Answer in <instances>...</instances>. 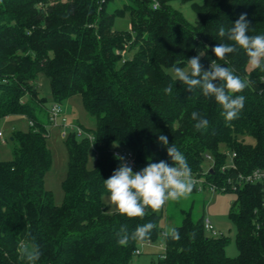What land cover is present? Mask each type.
Segmentation results:
<instances>
[{
    "label": "trees",
    "instance_id": "obj_1",
    "mask_svg": "<svg viewBox=\"0 0 264 264\" xmlns=\"http://www.w3.org/2000/svg\"><path fill=\"white\" fill-rule=\"evenodd\" d=\"M153 1L0 0V119L18 114L32 122L12 130V158L0 159V264H133L139 243L159 235L157 264H264L261 183L223 192L236 196L228 212L234 257L225 251L228 238L207 235L203 214L184 212L168 233L159 226L175 171L221 185L264 169V0H181L191 3L193 23L173 0ZM188 66L182 76L166 70ZM40 74L51 103L79 94L95 122L93 130L73 122L92 143L75 132L64 139L59 205L44 186L52 155ZM116 150L130 151L135 168ZM224 150L236 153L235 170L222 171ZM206 154L214 163L205 172ZM129 169L157 199L136 194L109 212L103 197L120 193L119 182L136 183ZM146 170L155 177L145 179ZM179 182L186 181L169 185Z\"/></svg>",
    "mask_w": 264,
    "mask_h": 264
},
{
    "label": "rangeland",
    "instance_id": "obj_2",
    "mask_svg": "<svg viewBox=\"0 0 264 264\" xmlns=\"http://www.w3.org/2000/svg\"><path fill=\"white\" fill-rule=\"evenodd\" d=\"M197 1L202 2V0ZM171 5L180 10L188 21L193 23L197 19V15L192 10L190 2L173 0L171 1ZM116 24L119 27L129 26L124 19H117ZM127 55H130V52ZM258 59L259 55L249 62L248 68H253L257 64ZM188 69L189 66L178 71H174L173 69L166 70L172 76H182L188 71ZM36 84L38 86L39 96L46 98L44 107L48 108L51 104V95L47 76L43 74L38 75ZM62 108L69 121L76 122L85 129L93 130L95 128L94 119L86 112L79 94L69 97L62 104ZM43 120L46 122L47 119L43 116ZM27 126L28 122L22 115L13 114L0 119V131L3 134V136L0 137V159L12 158V145L11 142L8 141L12 130H25ZM47 129L48 135L46 143L52 155V162L49 170L45 174L44 186L51 191L54 203L59 205L62 203L64 197L62 181L67 172L68 152L64 139H62L59 134V130L49 126ZM2 138H5V143L1 142ZM245 141L253 143L254 139L250 136H245ZM94 163V155L89 154V160L87 163L88 167L92 168ZM127 173L136 183L119 182L118 188L120 193L115 195H105L103 197V201L109 212L118 211L123 205L134 198L136 194L143 199H157V194L145 184L138 172L129 169ZM167 185L170 186L168 182ZM188 186V182H179L177 192L175 191L168 194L166 203L163 205L166 210H163V216L159 222V226L163 233L171 232L175 225L180 224L185 215L184 212H190L191 217L194 219L203 214L211 221L216 232H220L221 235L228 238L225 247L226 254L230 257L236 256L238 250L234 240L235 228L228 217V212L236 198L235 194L228 192L215 194L208 191V193L205 191L199 192ZM210 202H216L218 208L227 206V214H221L220 210L212 212L213 209H211ZM202 203H204V205H202ZM155 207L156 209H159L160 205L155 203ZM207 235H210V233H207ZM138 247L140 248L141 253L134 256L133 264H157L158 253L163 250V235H159L155 241L149 244L140 245L139 243ZM149 248L155 250V252L158 251V253L149 252Z\"/></svg>",
    "mask_w": 264,
    "mask_h": 264
},
{
    "label": "built area",
    "instance_id": "obj_3",
    "mask_svg": "<svg viewBox=\"0 0 264 264\" xmlns=\"http://www.w3.org/2000/svg\"><path fill=\"white\" fill-rule=\"evenodd\" d=\"M156 6H157V1L154 0L153 7ZM47 112H48V117H47L48 121L46 123L47 127L49 126V127L57 128L59 130V134L62 139H66L70 135V133L75 132L77 136L87 137L91 141V143L93 142L94 138L92 134H89L79 125L69 121L61 104L57 102H52L50 106L47 108ZM29 124L32 125V122H29ZM2 136L3 134L0 131V137ZM1 142L5 143L6 142L5 138H2ZM223 153L226 155L227 161L222 165L221 167L222 171H226L227 169L235 170L236 163L234 161V158L236 157V153L229 150H224ZM114 155L122 159L124 166L135 168L134 157L130 151L116 150L114 151ZM206 159L208 160L209 164L207 165V169L205 170V172L211 170L214 163L212 157L208 154H206ZM146 174L153 175L155 177V175L152 173L151 170L144 171L143 177L145 179L146 178L148 179ZM177 181H186L192 186L193 189L197 191H206V192L208 191L210 193H223L228 188L235 191L240 185L244 183H261L263 186V193H264V169H254L248 174L238 173L236 177L234 178L229 177L226 180V182L222 183L221 185L210 182L209 183L207 182L206 185L204 183L205 180L203 179V177H196L192 173L179 169L174 173H172L167 180V182L170 184H174ZM263 206H264V195H263ZM204 228L206 232L210 233V235L212 236H218L221 234L220 232H216L214 230L211 221L207 217L204 218ZM138 252L139 251H137V253Z\"/></svg>",
    "mask_w": 264,
    "mask_h": 264
},
{
    "label": "crops",
    "instance_id": "obj_4",
    "mask_svg": "<svg viewBox=\"0 0 264 264\" xmlns=\"http://www.w3.org/2000/svg\"><path fill=\"white\" fill-rule=\"evenodd\" d=\"M27 120V119H26ZM27 122H28V120H27ZM29 123V122H28ZM46 123V122H45ZM28 127V126H27ZM27 129V128H26ZM177 186H178V184H176V185H172V186H167L168 187V190L170 191V190H173V192H177ZM201 192H203V191H201ZM206 192V191H205ZM208 193V192H207ZM213 194H215V193H213ZM211 204V209H213L212 210V212H214L215 210H220V212H221V214L223 213H226L227 214V212H228V208H227V206H223V207H220V208H218V206L216 205V202L214 203V202H210ZM220 214V215H221ZM205 216V215H204ZM207 217V216H206ZM208 218V217H207ZM168 233V232H167ZM163 249H164V244H163ZM149 252H155V250H153V249H151V248H149ZM155 253H158V251L157 252H155ZM159 254V253H158Z\"/></svg>",
    "mask_w": 264,
    "mask_h": 264
}]
</instances>
